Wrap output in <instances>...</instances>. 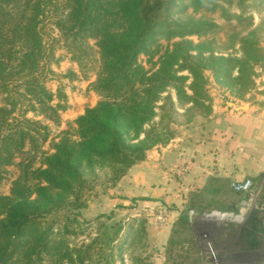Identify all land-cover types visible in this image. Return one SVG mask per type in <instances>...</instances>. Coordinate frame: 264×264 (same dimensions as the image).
<instances>
[{
  "label": "trees",
  "instance_id": "1",
  "mask_svg": "<svg viewBox=\"0 0 264 264\" xmlns=\"http://www.w3.org/2000/svg\"><path fill=\"white\" fill-rule=\"evenodd\" d=\"M221 1L231 4L0 0V169L16 164L18 171L8 192L0 194V264H94L89 245L77 252V261L72 258L77 250L65 240L74 229L49 216L70 205L80 209L84 191L94 185H131L132 167L144 161L150 149L169 141L171 124L206 115L203 68L219 81L238 83L243 66L262 59L264 21L253 24L246 16L227 14ZM248 2L239 8L241 13L264 6V0ZM47 20L80 68L95 62L93 90L99 100L42 150L35 141L47 139L48 126L37 117L57 122L59 108L45 85L54 74L50 65L57 41L45 30ZM192 34L203 39L194 45L185 37ZM160 38L176 40L150 72L138 54L148 53ZM235 46L238 57L221 55ZM182 70L191 74L189 94L183 86L187 76L178 74ZM28 112L33 117H27ZM188 210L194 211L191 205ZM180 217L190 228L187 217ZM256 224L241 231L251 248L258 247L252 231Z\"/></svg>",
  "mask_w": 264,
  "mask_h": 264
},
{
  "label": "rangeland",
  "instance_id": "2",
  "mask_svg": "<svg viewBox=\"0 0 264 264\" xmlns=\"http://www.w3.org/2000/svg\"><path fill=\"white\" fill-rule=\"evenodd\" d=\"M230 1L229 5L224 1L218 3L225 7L227 14L246 16V20L253 24L258 20L264 21V6L241 13L239 8L248 4V0ZM189 11L191 12V9ZM44 25L46 32L57 38L54 45L52 44L54 51L50 65L54 74L46 80L45 85L53 94L52 103L59 108L57 122L45 120L41 116L37 117L48 126V137L45 141L36 137L35 142L40 149L48 150L50 142L59 132L63 129H72L74 119L86 107L95 105L99 97L93 90L97 70L95 62L92 61L85 68H80L73 60L62 37H59L53 23L47 20ZM185 37L194 45L203 39V36L196 34ZM173 40L176 38L170 40L160 38L152 42L148 53L138 54L139 62L150 72L157 69L161 55L171 46ZM89 43L93 44V41L89 40ZM237 47L221 55L238 57ZM260 47L262 59L256 64L248 63L243 66L244 75L241 77V83L231 79L219 81L212 70L202 69L204 77L202 88L207 95L205 99L208 105L207 114L196 115L183 125L171 124V138L166 144L176 143L175 138L180 140L205 138L210 134L207 133L208 126L186 125L195 119H208L214 110H219L218 107L229 109L232 107L230 103H237V106L249 104L255 108H264V41ZM192 54H195V50H192ZM236 71L234 69L231 76H235ZM178 74L187 76L183 86L189 94L187 86L191 82V74L187 70L179 71ZM26 116L33 117V112H28ZM209 130L211 131L210 128ZM26 146L28 150L30 145ZM263 168L264 164L260 172H254L255 175L251 176L255 186L260 188L259 194L255 196L251 206L245 209L242 216L230 219H202L200 216L211 210L238 213L239 203L245 196L232 191L225 181H208L205 184L208 188L206 193L202 191L190 193L181 214L170 213L168 223L163 227L154 223V216L158 211L167 208L165 201L159 203L162 195L145 193L129 197L126 195L129 192V185L124 182L113 188L94 185L84 191L82 196L84 205L80 209L70 205L51 214L49 218L57 217L62 220V224L68 223L70 229H74L75 233L66 236L65 241L69 248L73 251L77 250L72 256L75 261L78 260L77 252H85V246L89 245L87 253L90 252L92 259H95L94 264H121V262L123 264H264V218L259 210L264 202ZM17 174L16 164L1 167L0 194L8 192ZM212 189H217L218 194L212 192ZM172 205L175 204L171 203V208ZM190 205L195 213L192 217L187 216ZM197 207L200 208V212H197L199 210ZM179 215L187 217L190 228ZM64 216H68V219L65 220ZM253 221L257 222L255 229L252 230L258 242L256 248L246 245L245 238L241 236L243 228L250 229ZM100 246L102 249L98 252ZM63 264L67 263L63 262Z\"/></svg>",
  "mask_w": 264,
  "mask_h": 264
},
{
  "label": "crops",
  "instance_id": "3",
  "mask_svg": "<svg viewBox=\"0 0 264 264\" xmlns=\"http://www.w3.org/2000/svg\"><path fill=\"white\" fill-rule=\"evenodd\" d=\"M236 104V108L218 107L208 119H195L186 125L208 126L211 131L208 128L210 134L205 138H175L176 143L150 149L146 159L132 167L126 195H162L159 203H174V212L181 214L189 194L206 193L208 181L229 184L233 178H251L260 172L264 164V108L249 104L239 108ZM182 161L190 163V167L179 175Z\"/></svg>",
  "mask_w": 264,
  "mask_h": 264
},
{
  "label": "built area",
  "instance_id": "4",
  "mask_svg": "<svg viewBox=\"0 0 264 264\" xmlns=\"http://www.w3.org/2000/svg\"><path fill=\"white\" fill-rule=\"evenodd\" d=\"M190 167V163L182 161L179 165V175L183 174L185 171H187ZM229 186L232 191L236 193L243 194L245 198H243L239 203V208L237 210L238 213H233L232 211H218V210H211L209 212H205L200 214L202 219H212L211 216H223V215H229L232 217L242 216L245 209H248L251 206L252 201L254 200L255 196L259 194L260 188L255 186L253 183V180L250 177H244V178H233L230 180ZM259 210L263 214L264 218V202L260 205ZM174 210L167 206V208H164L163 210L158 211V214L154 216V223L157 224L160 227H163V225L168 223V218L170 216V213H173ZM195 213L192 210L187 211V216L192 217ZM195 216V215H194ZM214 255V254H213ZM215 258V256H214Z\"/></svg>",
  "mask_w": 264,
  "mask_h": 264
},
{
  "label": "bare ground",
  "instance_id": "5",
  "mask_svg": "<svg viewBox=\"0 0 264 264\" xmlns=\"http://www.w3.org/2000/svg\"><path fill=\"white\" fill-rule=\"evenodd\" d=\"M210 218H216V219H220V220H222V219L225 220V219H230L231 216H229V215H223V216H219V215H218V216H217V215H216V216H213V217L211 216Z\"/></svg>",
  "mask_w": 264,
  "mask_h": 264
},
{
  "label": "water",
  "instance_id": "6",
  "mask_svg": "<svg viewBox=\"0 0 264 264\" xmlns=\"http://www.w3.org/2000/svg\"><path fill=\"white\" fill-rule=\"evenodd\" d=\"M231 104V106L232 107H235L236 108V106H235V104L234 103H230ZM239 108H242V106H238Z\"/></svg>",
  "mask_w": 264,
  "mask_h": 264
}]
</instances>
